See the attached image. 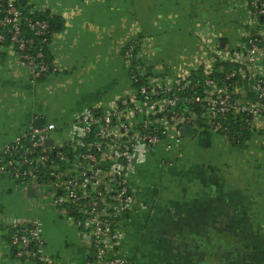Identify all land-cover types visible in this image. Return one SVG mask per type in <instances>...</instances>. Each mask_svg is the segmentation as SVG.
<instances>
[{"label":"crops","instance_id":"0c3cea01","mask_svg":"<svg viewBox=\"0 0 264 264\" xmlns=\"http://www.w3.org/2000/svg\"><path fill=\"white\" fill-rule=\"evenodd\" d=\"M232 1L29 0L31 11L61 20L49 48L59 70L33 82L12 50L0 55V150L38 121L70 126L84 110L125 93L130 78L122 52L132 36L150 41L152 68L197 53L204 32L232 42L238 20ZM203 140L171 164L164 156L154 159L162 149L148 154L139 170L145 175H136L147 207L131 218L120 244L130 264H264V187L252 183L247 166L243 171L241 148ZM258 155L247 159L251 169H258ZM14 188L9 178L0 179V210L34 219L28 192L15 199ZM23 210L31 215H16ZM39 220L55 262L94 264L74 224L49 211ZM0 264H14L1 237Z\"/></svg>","mask_w":264,"mask_h":264},{"label":"built area","instance_id":"2783aa9c","mask_svg":"<svg viewBox=\"0 0 264 264\" xmlns=\"http://www.w3.org/2000/svg\"><path fill=\"white\" fill-rule=\"evenodd\" d=\"M235 1L245 12L233 8L238 20L232 42L206 32L197 53L152 68L150 41L132 36L122 52L130 78L125 93L84 110L70 126L32 128L0 150V179L9 178L24 193L36 191L27 208L34 219L0 210V237L16 252L14 264L27 257L34 259L30 264H58L46 251L43 211L79 229L94 264H130L120 244L131 218L147 207L136 170L148 154L162 149L171 164L205 137L238 149L259 138L264 145V0ZM24 25L49 50V23L25 18L17 0H0V27L11 34L6 46L0 32V55L12 50L34 82L51 68L41 61L42 49L35 57L24 53L34 43L21 39ZM185 126L192 128L190 137L183 135Z\"/></svg>","mask_w":264,"mask_h":264},{"label":"trees","instance_id":"16d2710c","mask_svg":"<svg viewBox=\"0 0 264 264\" xmlns=\"http://www.w3.org/2000/svg\"><path fill=\"white\" fill-rule=\"evenodd\" d=\"M17 5L18 7L21 9V11L23 12L25 18H29L32 19L33 21H47L50 25V29L48 30V34H47V39L48 42L50 41V39H52L58 32H59V24L61 22L60 18L56 17V16H51L49 11L40 13V12H33L30 10V6H29V0H17ZM3 31V32H2ZM0 32H2L5 36H6V42L5 45L6 46H10L11 44V34L8 32V29L4 30L3 28L0 27ZM144 38V36H140V39ZM21 39L22 40H33L34 43L32 46H27V51L24 53H26L27 55L30 56H36V53L42 49L43 52V59L41 61H44L47 65L50 66V70L48 72H44L41 74V76L39 78L36 79V81H46L48 80V78L51 76V74L53 73V62H54V57L52 55V53H50V51L48 50L47 46L45 44H43V37H38L35 36L29 27H27V25H24V28L22 30V35H21ZM45 45V46H44ZM127 49V46L124 48L123 52H125ZM140 51V46H136L135 47V56L137 57L138 52ZM135 57V58H136ZM138 62H136V59L132 60V66L136 65ZM247 147V145L242 146V149ZM9 241V240H7ZM34 249L31 248V251H33ZM14 255H16V252H13ZM34 261V259L32 258H25L22 261V264H30V262Z\"/></svg>","mask_w":264,"mask_h":264},{"label":"rangeland","instance_id":"374dc122","mask_svg":"<svg viewBox=\"0 0 264 264\" xmlns=\"http://www.w3.org/2000/svg\"><path fill=\"white\" fill-rule=\"evenodd\" d=\"M230 5H231V9L235 8L237 11H239L240 15L244 14L245 7L244 6H240L238 8V5L236 4L235 0H233ZM203 34H206V32H204ZM259 144H260L259 142L254 140L253 143L250 146L248 145L249 147L247 146V148L241 149V150H243L242 151V153H243L242 155L243 156L240 155V157H241L240 160H241V162L243 161V163H242L243 171L245 170L246 166H247V169L249 168L250 172H248V174H249V178L252 181V183L255 184L257 187L262 188V187H264V147L263 146L259 147ZM195 147H196L195 145H192L191 149H193ZM161 152H163V151H158L157 153H155L153 155L154 159H157V158L159 159V157L162 158V156H164L166 158V154L164 153V155H162ZM257 153H259V155ZM156 154H158V155H156ZM255 155H258L260 157V165H259L258 169H251V167H249V165L247 163V159H249L251 157H254ZM143 165H145V164L144 163L141 164V167L138 166V168L136 170V175L139 176V177H143L145 175V172L144 173H140L139 172V170L141 168H143ZM148 169L150 171H154L155 172L156 171V165H151V167L148 168ZM13 193L16 194L15 199H17V196L18 195H22V193H23L22 188L18 189V186L15 185V188L13 189ZM142 198H143V195H142ZM21 209H24V207L21 206ZM12 210H14V209H12ZM9 211H11V210H9V208H6L4 213L7 214ZM23 211H25V210H23ZM9 213H11V212H9ZM14 213H17V212H15V210H14ZM28 214L31 215V213L25 211V212H23L21 214H16V215L17 216H23V215H28ZM64 219H66V221L69 222L67 218H64Z\"/></svg>","mask_w":264,"mask_h":264},{"label":"water","instance_id":"95a60500","mask_svg":"<svg viewBox=\"0 0 264 264\" xmlns=\"http://www.w3.org/2000/svg\"><path fill=\"white\" fill-rule=\"evenodd\" d=\"M36 125H37L36 128H38V129H41L43 127L42 121H38L36 123ZM191 134H192V128L190 126H185L183 128V135L186 136V137H190ZM208 141H209L208 138H204L203 143L204 144H208ZM28 195L31 198H35L36 197V191L34 189H30L28 191Z\"/></svg>","mask_w":264,"mask_h":264}]
</instances>
